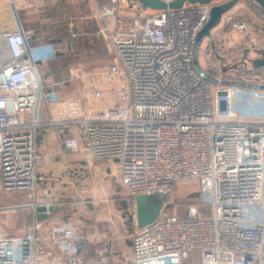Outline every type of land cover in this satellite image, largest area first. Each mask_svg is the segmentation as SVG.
I'll use <instances>...</instances> for the list:
<instances>
[{
    "label": "built area",
    "instance_id": "built-area-1",
    "mask_svg": "<svg viewBox=\"0 0 264 264\" xmlns=\"http://www.w3.org/2000/svg\"><path fill=\"white\" fill-rule=\"evenodd\" d=\"M228 1H185L147 16L136 2L106 0L100 17L122 9L134 14L124 29L97 31L109 41L112 59L81 88L103 99L101 85H107L115 101L97 112L85 110L81 98L61 99L41 82L38 46L30 44L20 25L0 31L8 50L7 59L0 56V189L25 194L28 202L20 206L29 210L22 235H8L0 225V264H108L113 253L105 236L98 256L85 259L96 235L83 233L67 219L47 220L53 197L37 190V137L48 124L76 127V136L63 138L66 150H78L82 140L94 159L116 162L120 184L133 199L166 196L179 182L196 181L207 210L190 208L181 217L166 212L162 203L158 217L132 235L129 264H184L191 256L195 264H264V119L241 115L231 102L235 94L264 99V89L224 84L264 85V66L250 65L234 77L231 67L199 63L216 83L193 68L196 37L211 7ZM239 2L221 15L217 30L208 36V55L214 51V59L215 51L218 56L223 50L216 46V36L235 30L248 36L247 46L264 51V24H258L264 10L256 5L257 15L239 21L234 11ZM44 46L46 56L56 55L51 44ZM51 104L60 116L46 123L41 110ZM40 213L46 217L39 218Z\"/></svg>",
    "mask_w": 264,
    "mask_h": 264
},
{
    "label": "crops",
    "instance_id": "crops-1",
    "mask_svg": "<svg viewBox=\"0 0 264 264\" xmlns=\"http://www.w3.org/2000/svg\"><path fill=\"white\" fill-rule=\"evenodd\" d=\"M104 5L106 0H12L11 3L0 1V18L4 15L9 20L0 24V31L15 30L20 25L29 36V41L38 46L35 47V52L41 58L38 62L41 82L54 89L61 99L81 98L85 110L91 109L94 112L102 110L89 107L91 98L94 97L86 94L81 84L86 83L112 59L109 41L98 36L97 31L106 27L115 32L118 30L117 19L120 15L134 14L122 9L115 15L100 17L99 11ZM47 44L55 48L56 55L46 56L48 48L44 45ZM226 53L231 54L228 51ZM221 55L224 56L225 52ZM0 56L3 59L8 58V50L3 40H0ZM101 88L105 94L108 93L107 85H101ZM95 100L103 102V99ZM41 111V119L46 123L60 116L59 108L55 104L46 105ZM68 135H77L75 126L48 124L39 129L37 137L40 156L37 190L39 194L49 192L53 197V206L59 210L56 214L52 211L50 218L53 219L50 221L56 223L60 216L63 220L64 217L69 220V212L65 206L67 202L60 197L84 194L86 189L93 194L110 193L122 196L120 194L123 189L116 162L95 159L97 162L93 166L92 161H85V156L81 153L86 151L82 147V140L79 141L80 148L76 151L63 147V138ZM70 171L77 174L85 171L89 174L95 172L99 175H71ZM92 181L103 185L97 188L86 187ZM119 240L116 234L113 239L110 238L113 253L108 256V264H129L131 242L129 251L125 254L126 251L122 249ZM101 247L102 244H89L85 259L96 258Z\"/></svg>",
    "mask_w": 264,
    "mask_h": 264
},
{
    "label": "rangeland",
    "instance_id": "rangeland-1",
    "mask_svg": "<svg viewBox=\"0 0 264 264\" xmlns=\"http://www.w3.org/2000/svg\"><path fill=\"white\" fill-rule=\"evenodd\" d=\"M220 1L221 0H218V2ZM239 5L240 6L235 7L234 10L235 18L237 20L247 21L249 17L257 15L258 8L256 5L258 4L253 0H240ZM127 10L130 11L129 9ZM137 10L143 12L147 16L157 12L156 10L143 8L139 3H137ZM124 13H127V11H124ZM131 17L132 15L129 13L120 15L117 19L118 30L124 29L129 23ZM7 22H9L7 16L3 15L0 18V24H5ZM258 24L262 25L264 24V21L260 20ZM258 28L259 25H256V29ZM216 30L217 28L215 27L210 33H213ZM216 37V46L219 45L223 48L222 51L225 52V55H221L222 51L218 54L219 57L216 56L217 52L215 51V59L213 56L214 51L208 55L210 51L209 38L204 37L198 52L199 63L206 65V63L209 64L213 61L215 62V65L231 67L230 69L235 71V73H233L235 75L234 77H239L240 73L248 72L251 67L249 60L259 56L253 48L249 47L250 45L247 46L248 44L246 43L248 41V36H246L243 31L235 30L230 34L225 35V37ZM221 43H223V46L220 45ZM242 47H248L249 49H242ZM226 51L231 54H227ZM206 55H208V57ZM244 78L248 80L247 77ZM102 98L103 100L101 101L103 102H97L94 98H91L89 107L96 110H103L106 107H112L115 103L112 95L108 93H104ZM231 102L232 108L241 115L256 116L264 119V99H256L241 94H235L232 96ZM81 153L85 156L84 160L86 161L88 159L92 161V165L94 166L97 161L91 157L90 153L88 151H83ZM70 173L71 175H99L95 172L89 174L87 171L80 174H77L76 172L72 173V171H70ZM101 185L103 184L101 183ZM101 185L97 181H92L90 184L88 183L86 187L91 186V188H97ZM120 195L122 196H115L110 193L100 195L93 194V192L90 193L86 189L84 194H74L60 198L67 202L65 203V206H67V211L69 212V220L83 230V233L96 235L89 244L101 246V244L103 245V237L107 236L113 239L116 234V236L120 238L119 241L122 249H124L126 251L125 254H127L130 247L131 237L137 228V225L134 222L135 207L134 200H131L126 196L124 188ZM149 197L151 201H155L157 195L154 194ZM26 202H28V199L25 194L17 192L5 193L0 189V207L18 206L16 208L0 210V225L8 235H22L25 233L29 221V210L20 205L25 204ZM163 203H165L166 212H174L179 216H187L190 208H198L200 213L208 208L204 206L203 202L198 197L197 183L193 179L179 182L170 194L164 196ZM64 218L66 220L67 217ZM62 220L63 219L60 216L58 221ZM195 263L196 259L192 256L184 261V264Z\"/></svg>",
    "mask_w": 264,
    "mask_h": 264
},
{
    "label": "water",
    "instance_id": "water-1",
    "mask_svg": "<svg viewBox=\"0 0 264 264\" xmlns=\"http://www.w3.org/2000/svg\"><path fill=\"white\" fill-rule=\"evenodd\" d=\"M139 3L143 8H149L152 10H162L167 7L169 8H178L180 7L185 1L190 3L197 2V3H210L215 0H171L166 2L165 0H127ZM237 0H230L226 3H221L217 5H213L210 9L209 18L203 27L199 30L196 43L194 48V59H193V68L194 70L204 79L216 83L217 81L212 78L209 74H207L199 65L198 60V50L202 39L204 37H208L210 35L211 30L218 24L220 21L221 15L226 12L229 8H231ZM256 4H258L264 10V0H253ZM259 56L254 59H250V63L252 69L259 68L264 66V51H257ZM225 85H235V86H242V87H250V88H257L260 90L264 89V85L259 84H247L243 82H225ZM154 195V194H153ZM156 200L151 201V195H136L134 197V207H135V216H136V225L137 227H143L151 222H153L159 215L161 205L163 203L164 195L156 194ZM56 206H50L49 210L53 211L56 210ZM45 210L44 206L38 207L39 212H43ZM46 215L43 213L39 214V218H45Z\"/></svg>",
    "mask_w": 264,
    "mask_h": 264
},
{
    "label": "trees",
    "instance_id": "trees-1",
    "mask_svg": "<svg viewBox=\"0 0 264 264\" xmlns=\"http://www.w3.org/2000/svg\"><path fill=\"white\" fill-rule=\"evenodd\" d=\"M30 44L33 45V46L35 45V44H33L32 42H30ZM126 196H127V195H126ZM127 197H128L129 199H131V200L133 199V198H131V197H129V196H127ZM58 210H59V208H57L56 210H53V211H54V213L56 214ZM181 217H184V216H181ZM52 219H53V218H52ZM52 219H51L50 217L47 218V220H49V221L52 220ZM58 222H61V221H58ZM88 246H89V244H88Z\"/></svg>",
    "mask_w": 264,
    "mask_h": 264
},
{
    "label": "bare ground",
    "instance_id": "bare-ground-1",
    "mask_svg": "<svg viewBox=\"0 0 264 264\" xmlns=\"http://www.w3.org/2000/svg\"><path fill=\"white\" fill-rule=\"evenodd\" d=\"M0 1H2V0H0Z\"/></svg>",
    "mask_w": 264,
    "mask_h": 264
}]
</instances>
